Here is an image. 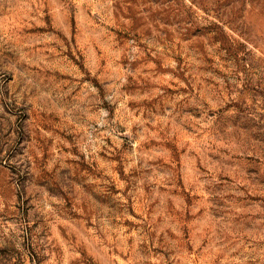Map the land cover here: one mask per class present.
Returning a JSON list of instances; mask_svg holds the SVG:
<instances>
[{
  "label": "rangeland",
  "instance_id": "obj_1",
  "mask_svg": "<svg viewBox=\"0 0 264 264\" xmlns=\"http://www.w3.org/2000/svg\"><path fill=\"white\" fill-rule=\"evenodd\" d=\"M0 264H264V0H0Z\"/></svg>",
  "mask_w": 264,
  "mask_h": 264
}]
</instances>
